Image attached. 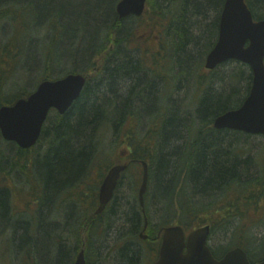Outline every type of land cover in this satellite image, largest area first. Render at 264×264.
Listing matches in <instances>:
<instances>
[{"label":"trees","instance_id":"obj_1","mask_svg":"<svg viewBox=\"0 0 264 264\" xmlns=\"http://www.w3.org/2000/svg\"><path fill=\"white\" fill-rule=\"evenodd\" d=\"M119 1L0 0V21L9 22L14 28L2 47L3 58L10 55V46L16 45L18 52L13 57L17 59L19 56L21 58L25 42L35 44L40 41L45 55V69L52 70L62 62H68L71 68L67 73L84 74L95 68L97 64L94 62L102 58L101 69L107 77L113 79L117 69L118 72H122L125 80L129 76L126 72L129 66H132V62H127H130L132 56L116 57L113 52L129 51L128 45L135 40V35L127 27L130 19L118 18L116 6ZM247 2L255 18L264 20V0ZM223 3L224 0H148V11L139 20L148 17V21H152L149 24L157 31L161 45L158 49L168 51L170 69L176 70L177 66L181 72L180 74L176 71L177 76L190 73L192 61L190 53L193 52L190 46L197 45L196 41L201 36L206 41L201 54L200 68L203 67L204 57L217 41ZM212 10L214 17L210 19ZM43 31L46 35L39 38L40 32ZM195 34H198L196 38ZM64 41L67 44H64ZM61 46H64L63 60L55 53ZM182 52L187 54L183 61L180 56L183 55ZM149 54L153 58L158 55L155 52H147L146 56L139 57V62L133 68L146 72L150 67ZM117 58L119 62L116 61ZM230 63H236L237 66L231 75L223 71L220 76L221 83L229 85V88L210 92V89L207 91L201 87V91H205L203 93L205 96L203 97V94L201 96L203 98L199 105L198 122L193 121L192 126L182 129L179 125L178 112H172L171 107L169 115L167 109V117L162 119V113L153 110L151 117H158L160 120V131L153 129L144 136L134 134L126 138L124 143L129 147L130 153L125 158L121 152L119 155L116 152L119 141L118 135L114 132L124 121L117 122L118 108L113 105L112 98L108 104L93 102V105L85 107L83 92L67 115L64 117L57 115L56 122H51L55 125L51 129L45 127L43 131L41 142L46 144V152L37 165L39 173L41 172L39 181L45 206L53 196H60L59 193L65 187L70 191L81 183L87 184L96 166L107 169L116 161L129 165L128 173H132L137 184L139 182L137 177L140 173L142 176V172L141 167L138 168L133 160L147 161L150 172L149 186L158 207L155 211L148 209L147 216L150 222L155 220L160 230L172 225L195 229L209 224L213 234L218 228H222L229 229L235 235L237 231L245 233L249 231L247 228L249 223H260L258 226L263 227L264 218L257 221L250 218L248 222L247 213L250 208L260 209L258 206L264 200V159L259 161L243 147L251 141V136L228 130L218 131L213 127L217 116L240 107L251 90V70L241 63L230 61L210 74H217L222 67H228ZM245 78V87L238 88L239 83ZM110 79L107 81L112 83ZM203 79L202 77L201 82ZM89 85L87 90L91 87ZM25 95V92H20L10 99L5 98V104H13L16 99ZM135 109L141 112L143 107ZM158 109L162 110V107ZM74 112V117L69 120V116ZM106 128L111 129L113 133L112 144L108 147L106 139L100 135ZM174 133L180 136H174ZM176 141L178 145L181 143L180 146L175 145L171 150L173 142ZM169 150L171 152H168ZM2 155L0 153V156ZM15 157L19 159L17 155ZM1 164L2 162L0 167ZM229 165L232 171L228 168ZM100 182L98 181L94 187L88 186L87 194L83 192L84 195H89L88 202H85L88 205L86 210L88 224L85 226L84 200L81 199L84 197L83 194L77 196L78 201L74 205L79 207L77 212L80 218L65 239L76 240V255L85 249L86 258L91 264L90 254H94L96 246L91 240L100 231L93 225L100 217L94 215V208L98 205ZM212 195L221 197L205 204ZM7 201L6 191L1 190L0 223H3L5 218L9 219ZM150 231L152 239L157 230L149 229ZM84 235L88 237L85 246L84 239L81 241ZM53 239L58 241L56 237ZM253 243L254 241L248 242L247 239L246 242L242 240L231 242L229 245L214 248L213 252L216 257H221L235 246H240L247 250L251 261L255 263L264 259V238L255 251L251 249ZM58 244L62 245L60 241ZM142 251L143 249L138 252L142 254ZM63 258L66 259L65 256ZM139 258L140 256L136 254L132 260L135 262L133 264H137Z\"/></svg>","mask_w":264,"mask_h":264},{"label":"rangeland","instance_id":"obj_2","mask_svg":"<svg viewBox=\"0 0 264 264\" xmlns=\"http://www.w3.org/2000/svg\"><path fill=\"white\" fill-rule=\"evenodd\" d=\"M212 12L210 15V19L214 17V11L212 10ZM148 19V17L142 21L130 19L127 24L128 29L132 32V34L135 35V40H133L131 44L128 45L129 49L136 53V56H132V59L139 58L141 55L146 56L147 52L150 51L153 53L159 48L157 44V42H159V36L157 35V31L153 29L149 24L150 22L152 23V21L149 22ZM13 30L14 28H12L9 22L0 21V98H2L3 100L7 97L11 98L13 95L20 92H33L36 86L42 80H45L46 78L55 79L59 76L62 77L71 68V65L68 62H62L60 66L55 67L52 70L45 69V55L42 52V46L40 41L35 44L25 42L23 52L21 53V58L19 56L16 60H14L13 58V55L18 52L16 45L10 46V55H8L6 58H3L2 47L6 44L8 40L7 38L10 37V34H12ZM40 33L41 34H39V38L46 35L45 31ZM197 35L198 34H195V38L197 37ZM13 42L15 41L13 40ZM196 42L197 45H191L192 48L190 46V49L193 51L192 53H190L192 59L189 69L190 73L181 76L179 81L177 79L174 82L173 86L171 88L169 87V94L170 92H172V95L168 97V102L170 103L167 107L168 115L170 107L172 109V112H178L179 125L182 129L184 127L192 126L191 123L193 121L198 122V110L201 102V100L199 101V98H201L202 94L205 92L201 91V87L203 86L207 91L208 89H210V92L214 90L223 91L226 87L229 88V85L221 83L220 76L223 71L228 75H231V72L237 67L236 63H230L228 67H222L221 71L213 75L206 71V69L204 68V57L203 67L200 68V64L202 61L201 54L206 44V41L201 36ZM63 43L67 44L66 41H64ZM63 48L64 46H61L59 47L58 51L55 52L56 54H58L59 58L61 57V59L62 57H65V53L62 50ZM136 48L143 49V51L138 50ZM180 56L182 57L183 61V58H185L187 54L186 52H184L183 55L181 54ZM153 59L154 58L151 56V54H149V65L152 64ZM62 65L63 68H61ZM135 65L136 62L134 61L132 64V68ZM162 66L164 65L161 63L156 64L155 71L158 73H162L164 71L161 70ZM176 71H178L177 66ZM139 76V73L135 75L136 82L132 84V89L134 88V86H136L135 93H139L141 90L148 87V85L150 84V86H152V89H149L150 94L157 98L160 95V82H158L157 80L149 79L145 84H143L141 88H139V86H141L137 82ZM202 77L204 79L201 82ZM245 83L246 78L239 83L238 88L245 87ZM124 94L122 96H128L127 92H125ZM204 96L205 95L203 94V97ZM154 104L155 105L152 106L154 112H159L161 114V111L158 109V101L155 100ZM152 111L146 110L145 112L150 113ZM74 115L75 112L69 116V120H71ZM150 117L151 115L148 116L144 114V117H142L139 121L126 122L120 128L121 139H118L119 145H116V152H121V150L125 149L127 146L126 143L123 142L125 138V136H123L124 133L127 134L129 131H131L133 135L137 134L139 136H144L150 131V129L154 125L157 124V120L155 122L150 123V121L147 120ZM53 120L56 121L55 114L51 115L50 123L49 125L47 124L50 129L55 125L51 124ZM115 133L116 131L114 132V134ZM182 133V137H184V131H182ZM182 133L178 132V134ZM178 134L174 133L173 135L179 137L180 135ZM100 135L104 136V138L106 139L107 147L112 144L111 139L113 137V133L111 129H103ZM252 142L253 144H250ZM180 144L178 145L177 141L175 143L173 142L171 150L173 146H180ZM246 144L247 145L243 147L247 152L254 156L264 151L263 137H253L251 138V141ZM171 150H169L168 152H171ZM45 152L46 144L44 142H41L39 144L36 151L30 150L28 152H25V158L23 159L22 164L26 166V170H24L23 173L20 172V175L15 176L12 172H15L16 170H12L13 168L10 163L12 155L16 153V147L13 144H8L7 142H5L0 136V153L3 154L2 156H0V163L2 162L0 167V190L2 188L10 189V205L13 208V212L17 215L19 213L20 216L23 215L24 211L22 209H24L25 207L27 208L29 202L33 201V198L38 199V194L41 195L40 186H38L35 191L33 189L35 175L31 167L29 166V163L36 156L38 158V161H41ZM258 160H262V157H260ZM96 167L97 168L94 169V172L91 174V177L88 180L87 184L84 186L83 192L85 194L88 193L86 190L88 186L94 187L100 180L101 173L105 172L103 169L98 170V166ZM35 172L38 179H40L39 175L41 174V172L39 173L38 171V165L36 167ZM141 177L142 176L140 173V176L137 177L139 178V182L136 184L135 178H133L132 173L129 172L126 175V179L123 180L117 193L118 197L115 201L113 214H106L104 216L105 227L100 230V233H102L106 230V228L114 229V231L117 233L115 234V237L118 243L115 244L112 248L111 245L108 243L107 238L102 241V246L100 247L99 254H90V261L92 262V264H121V262H123L120 258L121 256L119 249L126 243L127 240H129L130 234L132 232V226L134 223V217L136 216V211L139 210L136 199L139 187L141 185ZM82 185L83 184L81 183L77 186H74L70 190V193L74 198L77 197V194L81 190ZM37 191H39V193ZM152 194L154 197V193L150 189L147 200L150 202L149 209L155 211L156 209L158 210V207L155 204V200L152 197ZM217 197L221 196L212 195L206 200L205 204L212 202ZM53 200L54 203L51 202V204L48 205V208L45 207L44 211L42 199L39 202L40 215L38 217H35L36 222L35 225L32 226V228H37V224L39 223L40 230L36 237L34 234L33 236H31V228H29L27 231L24 228L18 229L16 233H11L10 235L5 234L3 230L0 229V245L2 244V249H0V264L7 263L6 258H10V260L12 261V263L10 264H68L69 261L67 259L64 260L63 255L66 253L68 259H72L71 254L72 250L75 251L74 246L76 244V240L65 241V239L69 234V231L71 232L72 228L77 225V219L80 218V215L77 212L79 207L77 205H73L70 207L66 206L61 198L58 200ZM27 209L29 210V208ZM47 209L50 211L46 213ZM10 215L11 218L9 220L14 217L12 212ZM5 219L3 220V223H0V227L7 224L8 220ZM53 222L58 223L59 225V227L56 228L55 232H53L55 234H51V232L46 229V227H49L48 225H53ZM153 222L155 223V220H153ZM243 222L244 221H242V223ZM236 224L237 223L235 222V225ZM247 228L249 229V231H247L246 233L237 231L235 235L234 233L232 234V231L230 232L229 229L227 230L218 228L212 235L210 245L214 248H217L220 245H229L233 241L238 242L242 240L246 242L247 239L248 242H259L258 245H253L254 249L252 250L255 251V249L262 244V240L264 238V228L259 227L256 223H249ZM10 230L12 231L13 229ZM54 237L58 238V241L53 239ZM22 238L26 242L21 241ZM36 238H39V240L41 239L40 247H37V249H33L31 247V243ZM83 239L84 238H82L81 241H83ZM59 241L60 243H62V245L58 244ZM139 256L140 258L137 264H150L148 256H144L143 258H141V255Z\"/></svg>","mask_w":264,"mask_h":264},{"label":"water","instance_id":"obj_3","mask_svg":"<svg viewBox=\"0 0 264 264\" xmlns=\"http://www.w3.org/2000/svg\"><path fill=\"white\" fill-rule=\"evenodd\" d=\"M147 0H122L117 6L120 19L144 14ZM230 60L240 61L251 67L253 84L248 98L241 108L219 116L216 129H233L248 134L264 135V21H254L245 0H226L221 14L219 37L209 53L205 67L215 70ZM86 84L81 74H70L58 81H44L27 98L14 106L0 109V131L6 141L16 142L22 149L35 146L50 110L61 115L67 113L79 99ZM143 165V179L139 191L140 204L144 208V196L148 189V164ZM126 166L112 167L100 188L101 214L111 201L121 174ZM144 210V209H143ZM156 264H252L242 248L229 251L217 260L209 246L210 226L201 227L186 237L181 226L165 228ZM74 264H87L84 250L76 256ZM264 264V260L257 263Z\"/></svg>","mask_w":264,"mask_h":264},{"label":"flooded vegetation","instance_id":"obj_4","mask_svg":"<svg viewBox=\"0 0 264 264\" xmlns=\"http://www.w3.org/2000/svg\"><path fill=\"white\" fill-rule=\"evenodd\" d=\"M157 44H158V47L161 46L159 42H157ZM155 52L158 55L156 57H154V59L152 60L153 65L151 64L149 69L146 72H140L136 68L135 69L132 68V66L130 65L128 71L126 72V74L129 73L128 74L129 76L125 80L123 79L122 72H118L117 69H115L113 79H110V77H107L106 74L104 73V71L101 72L102 70L100 68H97L93 75L86 77L88 83H91V88H95L98 85L97 88H95V89H99L100 85L98 83L101 82V84H103V87L100 89V91H101V93L110 96L109 100L112 98L113 105H115L118 108V114H117V120L118 121H125V122L135 121V119H136L135 107H140V108L143 107L144 108L145 106H151L149 108L148 107L147 108L145 107V108H146V110L152 111L153 110L152 106L155 105L154 104L155 100L158 101V106L162 107V110L159 109L162 113L161 119H162V117H167V106L170 104L168 102V97H170V95H169L170 68L168 66V63H169L168 53L165 50H157ZM113 54L116 57H120V56H133V57H135L136 56L135 55L136 53L134 51H119V50L115 51L114 50ZM129 60H130V62H127V63L132 62V64H133L134 61L136 63L139 62V60L137 58H133V59L131 58ZM116 61L119 62L120 60L117 58ZM141 63H142V61H141ZM160 63L164 65V66H162V69H161V70H164L162 73H158L155 71V65L160 64ZM172 71L176 72V70H174V69H172ZM177 72L181 74V72H179V70ZM137 73L140 74V77L143 80V81H137L141 85V86H139V88H141L143 86V84H145L149 79L150 80L151 79L157 80L158 82H160V84H161L160 91H159L160 95L157 98L150 94L149 89H152V86H150V84L148 85V87L144 88L139 93H137V94L135 93V87L136 86H134V88L132 89V84L136 82L135 75ZM180 77L181 76H176L174 81H176L177 79L179 81ZM108 78L110 79V81H112V83L107 81ZM113 89L117 90V96L115 95V97L112 96V90ZM88 90H89V88H88ZM88 90H87V88L84 89V102L89 101L87 98H85V94ZM125 92H127V94H128L127 97L122 96ZM124 95H126V94H124ZM91 102L103 103L101 101H91ZM141 110L143 111V109H141ZM124 136H125V138H129V137L133 136V134L131 131H129L127 134L124 133ZM37 148L31 149V150L36 151ZM128 149H129V147L126 146V151L121 152V155L123 157L130 153V149L129 150ZM28 151H30V150H28ZM21 153H24V151H22V149H20L19 147H16V153L15 154H21ZM34 162H36V165H37V162H38L37 156L34 157L30 161V163H34ZM228 168H230V170L232 171L231 165H229ZM118 188L119 187H117L112 201L109 203V205L107 206V208L103 214H108V215L113 214V208L115 206V201L117 200V197H118V194H117ZM4 191H6V194H7V200H8L7 205H8V212L10 215L11 214L10 209H13L10 205V199H9L10 198V189L4 188ZM37 192L39 193V191H37ZM32 202H34L35 207H36V208H33V213H34V217H35L39 212L40 195L38 194V199L33 198ZM29 205H30V202H29ZM86 207H87V205H84V209ZM150 210H152V209H150ZM251 212L253 214H255V210L253 211V208H252ZM251 212H249V213H251ZM18 215H20V213ZM10 218H11V216H10ZM33 220H34V225H35L36 219L34 218ZM87 224H88L87 212L84 210V226ZM146 224H147V227H146ZM93 225L96 227L97 226H100L102 228L105 227L104 216L103 215L100 216L99 219L97 221H95ZM133 225H137L138 230H140V232L137 235H136V233L130 234L129 240H127L126 243L121 248L126 249L127 243H129L131 245V248H132L131 250H132L133 257H135L136 254L138 256L141 255V252L139 253L138 251H141L143 249V243L147 242L148 240H154L153 243L149 246L146 253H147V256L150 260V264H156V262L158 260L159 247L161 245L162 230H160L159 227L155 223H153V221L150 222V220L148 219V222H146V216L144 215V213H142V212L140 213L138 211H136V216L134 217ZM149 229L157 230V233L155 232V236L152 237V239H151L152 231L149 232ZM84 246H85V244H84Z\"/></svg>","mask_w":264,"mask_h":264},{"label":"bare ground","instance_id":"obj_5","mask_svg":"<svg viewBox=\"0 0 264 264\" xmlns=\"http://www.w3.org/2000/svg\"><path fill=\"white\" fill-rule=\"evenodd\" d=\"M78 74H81V73H78ZM129 74V73H128ZM127 74V75H128ZM81 75H83V74H81ZM84 76V78H86L87 76L84 74L83 75ZM46 80L47 81H58L57 79H51V78H46ZM138 81H143L142 80V78L139 76V78H138ZM99 85H100V88L99 89H95V88H97V86L95 87V88H90L87 92H86V94H85V98H87L89 101H85L84 102V106L85 107H87V106H89V105H93V102H91V101H101V102H103L104 104H108V102H109V98H110V96H108V95H106V94H103V93H101V91H100V89L103 87V84H101V82L100 83H98ZM115 95L117 96V90L116 89H113L112 90V96L113 97H115ZM2 99V98H1ZM3 100V99H2ZM0 136L2 137V134H1V131H0ZM2 139L5 141V142H7L8 144H13L15 147H18V144L16 143V142H10V141H6L3 137H2ZM10 165L12 166V170L13 171H15V172H12L13 173V175H20V172L21 173H23L24 172V170H26V167H25V165H23L22 164V162L21 161H19L18 159H16V157L14 156V155H12V157H11V163H10ZM3 170V169H2ZM122 182L123 181H121L120 183H119V188H120V186H121V184H122ZM66 188H68V187H65L64 188V190H62L60 193H59V195L60 196H53V198L52 199H50L49 200V202H48V204L45 206V204L43 205V211H44V207H46V208H48V205H50L51 204V202L52 203H54V200L53 199H56V200H58V199H62L63 200V202H64V204L66 205V206H73L74 204H76V201H78L76 198L77 197H73L72 195H71V193H70V191H69V189H66ZM119 188H118V190H119ZM45 191H47V190H45ZM118 193V192H117ZM81 194H83V191L82 190H80L79 192H78V194H77V196H80ZM153 196V195H152ZM83 197H84V194H83ZM40 199H42V197H40ZM46 202V201H45ZM149 201L146 199V200H144V205L145 206H149ZM27 208H29V210L27 209ZM27 208L25 207L24 209H22L24 212H23V215H17V214H15L14 212H13V210L12 209H10L11 210V212L13 213V215H14V217L11 219V220H9L8 222H7V224L6 225H4V227H3V232L5 233V234H7V235H10L11 233H16V231L18 230V229H26V231L29 229V228H31V236H33V234L35 235V237L37 236V234L39 233V230H40V227H39V223L37 224V228H32V226H34V218L35 217H38L40 214H39V212H38V214L34 217V213H33V208H36L35 207V204H34V202H30V205H28L27 206ZM50 210H48L47 209V211H46V213L47 212H49ZM138 211H141V210H138ZM10 216L11 215H9L8 214V217L10 218ZM31 219V220H30ZM36 219V218H35ZM41 222V221H40ZM54 223V222H53ZM49 227H46V229L49 231V232H51V234H55V233H53V232H55V230H56V228H58L59 227V225H58V223H54L53 225H48ZM97 228H99V230H101L102 229V227H100V226H97ZM10 229H13L12 231L10 230ZM137 231H138V226L137 225H133L132 226V232H131V234H134V233H136V235L139 233H137ZM119 233V232H118ZM115 234H117L115 231H114V229H107L106 228V230L104 231V232H102V233H100V231H99V233H97V235L96 236H94L93 238H92V240H91V243H96V246H95V250H94V254L95 255H98L99 254V250H100V247L102 246L101 245V243H102V241H104L106 238H107V241H108V243L111 245V247L113 248V246L115 245V244H117L118 242H117V239H116V237H115ZM143 234V233H142ZM71 237H73V234L71 235ZM21 241H24V242H26L23 238H22V240ZM40 242H41V239L39 240V238H36V239H34L33 240V242L31 243V247L34 249V248H36L37 249V247H40ZM87 242H88V237L86 236V235H84V244L85 245H87ZM153 243V241L152 240H148L147 242H145V243H143V249H144V247H146L145 249H148L149 248V246L151 245ZM5 244H9V243H5ZM39 245V246H38ZM2 244L0 245V249H2ZM75 247L76 246H74V249H75ZM61 249H65V248H61ZM132 248H131V245L129 244V243H127V246H126V249H124V248H121L120 250H119V252H120V258H121V261H123V262H121V264H133V263H135L134 261H132L133 260V254H132V250H131ZM69 252V251H68ZM123 252V253H122ZM12 253V252H11ZM79 253H77V255H78ZM72 259L70 260V259H68V256H66V253H65V255H63V256H65L66 257V259L69 261L68 262V264H72V262H73V259H74V262H75V260H76V251H74V250H72ZM75 257V258H74ZM6 260H7V263H5V264H10V263H12V261L10 260V258H6ZM5 262V261H4ZM3 262V263H4ZM74 262H73V264H74ZM87 264H91L89 261H87L86 262Z\"/></svg>","mask_w":264,"mask_h":264}]
</instances>
